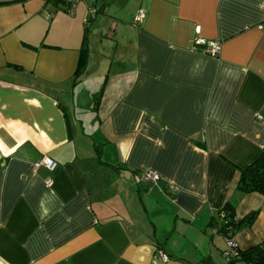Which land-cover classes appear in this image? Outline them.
Masks as SVG:
<instances>
[{"label":"crops","instance_id":"obj_1","mask_svg":"<svg viewBox=\"0 0 264 264\" xmlns=\"http://www.w3.org/2000/svg\"><path fill=\"white\" fill-rule=\"evenodd\" d=\"M67 5L0 0V264H227L228 200L258 211L236 246L264 241V195L236 189L264 150V0ZM90 47L92 70L112 50L87 131Z\"/></svg>","mask_w":264,"mask_h":264},{"label":"trees","instance_id":"obj_2","mask_svg":"<svg viewBox=\"0 0 264 264\" xmlns=\"http://www.w3.org/2000/svg\"><path fill=\"white\" fill-rule=\"evenodd\" d=\"M84 43H86V36H84ZM87 58L88 47L85 46L82 48L74 77H79L84 73ZM236 189L242 193L257 192L264 195V150H262L253 162L238 170ZM219 213L220 220L216 222L217 231L225 239H233V236L238 231L252 225L258 211H251L244 217L236 218L235 204L228 200L224 203ZM233 251V254L225 257L227 264H264V241L245 249H239L235 246Z\"/></svg>","mask_w":264,"mask_h":264},{"label":"rangeland","instance_id":"obj_3","mask_svg":"<svg viewBox=\"0 0 264 264\" xmlns=\"http://www.w3.org/2000/svg\"><path fill=\"white\" fill-rule=\"evenodd\" d=\"M98 48L99 47H90V49H92V58L88 66V71L92 70V64L94 63L95 59L97 62V57L99 55V53L97 52ZM111 50L112 48L106 50V52H103L101 54L102 56H104L99 61V67L93 69L91 71L92 74H90L88 77L83 78L80 86V91L83 92V94L77 100V112L80 115L83 127L87 131H89L90 129L93 130L94 126L96 125L95 123H97V117L95 115V103L98 101L104 84V76L106 74L108 64V58L105 57H109L111 55ZM86 89L88 91H86Z\"/></svg>","mask_w":264,"mask_h":264},{"label":"built area","instance_id":"obj_4","mask_svg":"<svg viewBox=\"0 0 264 264\" xmlns=\"http://www.w3.org/2000/svg\"><path fill=\"white\" fill-rule=\"evenodd\" d=\"M79 0H66L67 2V7L66 10L68 12H71L75 3ZM92 11V9H90ZM50 16V14H48ZM143 17V13H139L138 16L136 17V20H140ZM199 43L203 44L204 46V52L208 53L212 56H215L218 51H219V42L218 41H205V40H200L198 41ZM45 164L47 167L50 169L54 168V163L50 159L45 160ZM158 179V175L152 171H144L142 173H137L134 176V182L136 184L140 183L141 181H149V182H154ZM226 242V249L224 250L223 254L225 257H227L230 254H233L234 247L236 246V243L234 240L231 239H225ZM156 258H158L161 262H166L168 260V255L161 249L156 250Z\"/></svg>","mask_w":264,"mask_h":264}]
</instances>
